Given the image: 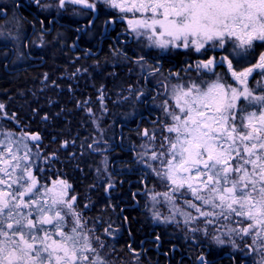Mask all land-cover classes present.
Listing matches in <instances>:
<instances>
[{
	"label": "snow or ice",
	"instance_id": "obj_1",
	"mask_svg": "<svg viewBox=\"0 0 264 264\" xmlns=\"http://www.w3.org/2000/svg\"><path fill=\"white\" fill-rule=\"evenodd\" d=\"M34 3L42 10L54 8L58 13L66 11L69 5L78 6L73 12L83 16L89 10L95 13L102 3L121 14L119 19L126 20V31L145 47L163 52L183 48L201 55L217 49L224 53L219 59L212 55L197 60L195 80H185L179 72L164 76L159 61L152 65L144 56L134 61L141 72L161 77L157 83L162 84L166 99L160 106L169 121L163 124L167 135L163 136L159 150L154 147V132L150 135L145 129L141 133L149 143L141 145L144 151L138 156L161 182L167 181L169 185L168 191L150 197L152 207L148 210L154 221L162 223L179 225L181 221L176 217L181 216L184 226L193 233L202 231L208 236L212 226L219 233L211 237L217 245L227 242L237 248V240L250 238L251 244L245 242V248L259 257L255 264H264V51L259 52L255 63L249 60L257 48H264V0ZM6 15L0 4V16ZM93 23L88 21L89 26ZM20 27L19 18L13 14L0 24V37L18 40ZM114 53L128 59L127 53ZM245 63L247 66L237 67ZM222 65L227 66L234 83L224 73L215 71ZM192 69L189 64L185 72ZM256 75L261 79L256 81L255 88L250 87V78ZM172 77L177 82L173 83ZM44 79L47 81V74ZM142 95L141 92L137 99ZM98 98L103 101V93ZM82 104L87 106L88 101ZM85 110L93 115L90 107ZM32 111L38 114V109ZM4 119L19 125L16 113L9 116L0 103V120ZM41 119L47 121L48 114ZM41 142L39 133H29L23 127L17 132L0 124V264H125L109 259L116 249L97 234V225H106L103 236L114 237L118 229L113 228L111 221L97 217L89 227L88 219L78 210V197L70 195L71 184L63 179L54 181L52 187L40 183L33 169L40 158ZM68 143L62 142L61 147L67 148ZM93 144L88 148L95 151ZM55 158L56 153H52L44 161ZM101 163L107 171V158ZM100 171L98 168V175ZM112 187L109 177L106 191ZM189 193L192 199H185L184 205L198 215L176 204L178 197ZM157 196H163L164 203L170 206L169 215L156 207L160 203ZM88 207L90 204L84 205L85 209ZM201 218L203 228L191 226ZM159 239L157 236L156 240ZM128 250L132 264H140L141 253L131 245ZM196 264H208L203 254L196 257Z\"/></svg>",
	"mask_w": 264,
	"mask_h": 264
},
{
	"label": "trees",
	"instance_id": "obj_2",
	"mask_svg": "<svg viewBox=\"0 0 264 264\" xmlns=\"http://www.w3.org/2000/svg\"><path fill=\"white\" fill-rule=\"evenodd\" d=\"M26 9L31 13L19 8L25 17L21 20L28 27L32 23L36 30L32 37L40 39L35 51L32 50V60L25 57V62L14 73L6 72L5 61L0 57V101L9 116L16 113L18 126L41 135L40 160L56 153L57 160L50 162V168L58 165L61 179L72 185L78 197V210L88 219L89 227L94 218L102 217L118 229L112 241L103 236L106 225H97V234L116 249L109 259L132 264V253L128 250L131 245L141 253L140 264H196V257L201 254L208 264H255L256 255L244 256L247 250L238 251L243 245L239 244L234 252L225 248L218 251L204 238V232L193 233L181 225L157 224L148 210L151 204L148 193L166 188L164 182L162 187L153 177L145 180L146 186H142L146 167L138 161L136 154L140 149L136 143L142 139L141 131L153 129L145 119L152 120L154 114L161 118V111L145 104V97L152 99L154 92L145 84L149 81V76L144 77L147 72H141L134 61L144 56L153 65L152 60L160 58L163 74L171 68L170 72L187 77L195 72H185V69L200 56L177 51L156 58L154 52L145 51L134 42L125 45L129 37L118 23L116 32L102 37V22L108 16L114 17L99 5L93 16L89 12L84 21L60 15L62 12L54 8L48 14L32 6ZM52 17L60 24L52 21V31L44 34L40 31V22H44L47 30ZM91 18L94 23L90 31L86 24ZM81 23L85 24L84 28L79 25ZM78 31L81 32L79 36ZM114 50L127 53L128 59L115 54ZM86 52L89 54L85 55ZM213 54L218 55L219 51ZM141 92L143 95L137 99ZM101 93L103 101L98 98ZM85 100L87 106L82 104ZM78 102H81L80 107ZM85 107H90L93 115H89ZM32 109H38V114ZM45 113L49 117L47 121L41 119ZM9 122L7 126L14 129L17 124ZM162 133H156L159 142ZM64 141L69 142L67 148L61 147ZM89 144L96 150L89 149ZM105 157L107 171L101 163ZM35 170L38 176L39 167ZM53 172L54 169L52 175ZM109 177L114 187L106 191ZM85 204L90 207L85 209Z\"/></svg>",
	"mask_w": 264,
	"mask_h": 264
},
{
	"label": "rangeland",
	"instance_id": "obj_3",
	"mask_svg": "<svg viewBox=\"0 0 264 264\" xmlns=\"http://www.w3.org/2000/svg\"><path fill=\"white\" fill-rule=\"evenodd\" d=\"M48 2H54V0H42V3H48ZM0 4H6L7 6L10 4V6L8 7V10H9V13H8V15H6V18L5 19H3V23H1V24H4L5 23V20L7 19V18H9V17H12L13 16V14H15V16L17 17V18H19V20H20V23H21V27H20V30H19V39L18 40H15V41H12V40H10V39H4L3 37H0V42H4V43H7L8 45H11L12 47H13V50H14V52H15V59H14V63L15 64H13L12 66H16L17 64H22V63H24L25 61V57H26V52L24 51V46L26 45V39H27V36H28V34L30 33V29H29V27L28 26H26L25 24H24V22H23V20H21V17L19 16V8L21 7V6H24V7H29V6H32V7H34L35 9H37L39 12H40V10H42L41 8H39L35 3H34V0H0ZM99 6H102V8L104 9V11L105 12H109V13H111L112 14V16L114 17V19H115V22L116 23H118V24H120V25H122L123 27H124V29L126 30L127 29V23H126V20H121V19H119V16L121 15L117 10H114V9H111V8H108L107 6H105L104 4H99ZM74 7H77L78 8V6H71V5H69L68 6V8H67V10L66 11H62V13L60 14V15H62V14H64V15H69L70 17V19H78L79 21H84V20H86V18H87V15L86 16H83V15H78V14H74V12H73V8ZM5 12H7L6 10H5ZM42 12H43V14H48V13H51V9L50 10H42ZM7 14V13H6ZM59 15V16H60ZM129 17L131 16V14H127ZM137 15H139V14H137ZM73 17V18H72ZM54 19V20H53ZM77 20V21H78ZM90 20H92V18L90 19ZM57 22L58 23V21L54 18V17H52V19L49 21V26H51V22ZM8 27H12V25H8ZM86 27L87 28H89L90 26L88 25V23L86 24ZM90 29V28H89ZM43 30H45V31H48V30H46L45 28H43ZM90 31H91V29H90ZM13 32L15 33V28H13ZM44 34H46V33H44ZM125 34L126 35H128V37H129V41L130 42H134V44L137 46V47H141L143 50H145V51H151V52H154V54L156 55V58L157 57H161L162 55H171V54H174L175 52H177V51H180V52H186V53H188V52H190V55H199L200 57H204V55H214L213 53V51L212 50H209L207 53H205V54H203V55H201V54H198V53H195L194 51H188V50H185V49H183V48H180V49H173V50H170V51H167V52H163V51H160V50H158V49H155V48H148V47H145L143 44H140V43H137V40H136V38L134 37V35H130L127 31H125ZM34 39V38H33ZM31 39V42L28 44V46H29V48H30V50L32 49H35L36 48V45H37V40H39L40 38L39 37H37V39ZM215 51H219V54H224L223 52L221 53V51L219 50V49H217V50H215ZM260 51H264V48H257L256 49V51H255V54H254V56H252V57H250L249 58V60L250 61H252V60H254L255 58H257L258 57V55H259V52ZM155 58V57H154ZM158 59H160V58H158ZM158 59H157V61H158ZM152 61H154V64L153 65H156L157 64V61H156V59H153ZM160 61V60H159ZM245 65H247L246 63L245 64H241V65H237L238 67H245ZM159 66H160V62H159ZM216 71V70H215ZM169 72L170 71H166L165 73H164V76H168V74H169ZM216 72H218V73H223L222 71L220 72V71H216ZM224 74L226 75H228L227 77H226V79L229 81V82H231V83H234L232 80H231V76H230V74L229 73H227V70H226V72H224ZM144 77H148V74L146 73V75H144ZM182 77V76H181ZM183 78L185 79V80H195V79H198V77H197V73L195 72L194 73V75L192 76V74H191V76H185V75H183ZM205 78H208V77H205ZM212 79H214V77H211ZM158 79H161V77H159V76H149V81H147V82H145V84L147 85V86H149V89H152V91L154 92V96L152 97V99H149L148 97H145V104H147L149 107H151L152 105H153V107H155L156 108V110L158 111V112H160L161 111V118L158 116L157 117V114H154V117H153V119L152 120H150V126L151 127H153V129L152 130H148L149 131V134L151 135L153 132L155 133V136H156V140H155V142H154V147L157 149V150H159V146H160V144L163 142V137H162V141H160L159 142V138H158V136L156 135V133L157 132H163V124L164 123H166V122H169L166 118H165V116H164V114H163V111H162V107L160 106L161 105V103H162V101L164 100V99H166V97L163 95V93H164V88H163V86H162V84H158L157 83V81H158ZM261 78H260V76L258 75L257 77H255L254 79H251L250 78V87H253V88H255L256 87V81L257 80H260ZM171 80H172V82L173 83H175V82H177V78L176 77H172L171 78ZM261 83L262 84H264V81H261ZM0 124H3L5 127L7 126V119H4V120H0ZM16 130V129H15ZM145 130V129H144ZM143 130V131H144ZM143 131H141V133L143 132ZM163 134V136L164 135H167V133H162ZM141 138L142 139H139V141L136 143V144H138V146H139V151H138V153H142L143 151H144V149L141 147V145L142 144H146V143H149V141L147 140V138H145V137H143V136H141ZM143 150V151H142ZM138 153L136 154L137 155V157H138V161H139V163H140V165H142L143 167H146L145 166V163L144 162H142L141 161V159H140V157L138 156ZM147 159V157H145V160ZM43 160V161H42ZM41 161H40V163L39 164H41V163H44V164H46V162L44 161V158L42 159ZM155 163V162H154ZM145 176H146V179L145 180H149L150 179V177L152 178L153 177V179L155 180V182H157L158 184H161V186L163 185V182H161V180L153 173V171L150 169V168H147L146 167V173H145ZM150 182H151V180H150ZM149 182V183H150ZM165 183V190L162 188H160V186L157 184L156 186H158V188H160L161 190H156V192H152V193H148V195H147V197H148V201H150V208L152 207V201H151V199H150V197L153 195V194H156V193H164V192H166V191H168L169 190V185H168V183H167V181H165L164 182ZM143 184H144V186H146L145 184H146V182L144 181L143 182ZM147 184H148V182H147ZM49 187H52L53 186V182L50 184V185H48ZM71 195V194H70ZM157 199L160 201V203L159 204H157L156 205V207L165 215V216H167V215H169V205H167V204H165L164 203V198H163V196H157ZM185 199H192V196H191V194L189 193L186 197H178L177 198V200H176V204L179 206V207H183V208H185V210L186 211H190V212H192V214L193 215H198L196 212H195V210H193V209H187L186 208V206L184 205V200ZM197 203H199V202H197ZM148 205V204H147ZM148 208H149V206H148ZM151 213V212H150ZM151 217H152V214H151ZM176 219L177 220H179V221H181V223L179 224V225H181V226H183V227H185L184 226V224H183V218L181 217V216H177L176 217ZM155 223H159L160 225L161 224H164V225H168V224H171V225H173V226H179V225H177L176 223H162V222H160V221H154ZM199 225H200V227H204V224H203V218H201V220H200V222L198 223ZM198 224H193V225H191L192 227H194V226H197ZM186 228V227H185ZM119 231H116V233H115V236L114 237H107V238H109L110 240H114L115 239V237H116V234L118 233ZM219 233H217L213 228H212V226H209V235L208 236H206L205 234H204V238H206V240H208L210 243H211V245L214 247V248H216V250H218V251H220L221 249H223V248H225V249H228V251L229 252H231V251H233L234 252V250L235 249H237V248H233L232 247V245H231V243H225V244H223V245H217L216 243H214L213 242V240H212V236L213 235H218ZM222 238L223 239H225V241H227L228 240V238L226 237V236H222ZM245 242L246 243H248V244H251V239L250 238H246V241H240V240H237L236 241V243H237V245L239 246V244H241V245H243V248L242 249H239L238 251H240V252H243L244 250H247V253H245L244 254V256L245 255H250V254H254V255H256L255 253H249V251H248V249L247 248H245ZM258 257V256H257ZM258 259H259V257H258Z\"/></svg>",
	"mask_w": 264,
	"mask_h": 264
},
{
	"label": "flooded vegetation",
	"instance_id": "obj_4",
	"mask_svg": "<svg viewBox=\"0 0 264 264\" xmlns=\"http://www.w3.org/2000/svg\"><path fill=\"white\" fill-rule=\"evenodd\" d=\"M3 5V4H2ZM4 6V9L7 11L6 13H7V15H8V13H9V10H8V7L10 6V4L7 6L6 4H4L3 5ZM21 9H23V11L24 12H26V13H31V11L30 10H28V9H26V7H24V6H21L20 7ZM19 12V16L20 17H22L23 19L25 18L24 17V15L23 14H21V12H20V10L18 11ZM89 12H90V14L93 16V14L94 13H92L91 12V10H89ZM6 18V16H0V24L1 23H3L4 21H3V19H5ZM107 18H110L109 16L107 17ZM106 18V19H107ZM52 19V18H51ZM105 19V20H106ZM25 20V19H24ZM54 20V19H53ZM90 20V19H89ZM115 21V20H114ZM57 23V22H56ZM104 23H105V21H103L102 22V25H101V27H102V29H101V36L103 37H108L109 35H110V33L113 31V32H116V30H118V28H117V26H116V22H114V27H112V28H110L109 27V25L108 24H105L104 25ZM57 24H60L59 22L57 23ZM30 26H29V29L31 30L30 31V33L28 34V36H27V39H26V45L24 46V51L26 52L25 54H26V57L28 58V59H31L32 60V58L30 57L31 55H33V51H32V49L30 50V48H29V46H28V44L31 42V39H33V37H32V35L36 32V30H35V27L33 26V24L32 23H30L29 24ZM80 26H83L82 28H84V26H85V24H79ZM48 26H49V24H48ZM43 28H45L44 27V22L41 20V22H40V31H42L43 33H49L50 31H52V29H51V26H49V29H47L48 31H45V30H43ZM89 30V29H88ZM77 36H79V35H81V32L80 31H78L77 33ZM130 41L128 40V42H124V44L126 45V44H128ZM123 44V45H124ZM34 50V49H33ZM32 51V52H31ZM35 51V50H34ZM221 54H218V55H215L216 56V58L217 59H219V56H220ZM210 55H204V57H199V58H196L195 60H193V62L191 63V65L193 66V69H192V73H194V72H196L195 71V63H196V61L197 60H200V59H207L208 57H209ZM212 56V55H211ZM0 57H1V59L2 60H4L5 62H4V64H5V67H4V69L6 70V72L7 73H14L15 71H17V70H19V68L21 67V65L23 64H17L16 66H12L13 64H15L14 63V59H15V52H14V50H13V47L11 46V45H8L7 43H4V42H0ZM256 59V58H255ZM255 59L254 60H252V61H250L251 63H255ZM245 66H247V65H245ZM160 67L161 68H163L162 67V63L160 64ZM238 67V66H237ZM241 68V67H240ZM171 70V68L170 69H168L167 71H170ZM215 70L217 71H222L223 73L224 72H226V70H227V66L226 65H222V66H219V67H216L215 68ZM228 75L226 74V77H227ZM258 75H256L255 77H257ZM149 99H151V98H149ZM0 103H2L1 101H0ZM146 120V122H149V123H151L150 122V119H145ZM10 120H8L7 119V124L8 123H10L9 122ZM22 127V126H21ZM20 126H18V125H16L15 127H13L14 129H16V131L17 132H19L20 131V128H21ZM6 128H9L8 126H6ZM23 128H25V126L23 127ZM42 143V142H41ZM41 143H40V145H41ZM41 153V152H40ZM48 156H50V155H48ZM41 160H42V158H41ZM40 159H38L37 160V166L39 167V172H38V178H39V181H40V183L42 184V185H50L52 182H54V181H56V180H58V179H61V172H60V169H59V166L57 165L56 167L55 166H53V168L52 169H54V172H53V175H52V169L50 168L51 167V161L50 162H47L46 164H44V163H41V164H39L40 163V161H41ZM54 160H57V158H55ZM53 160V161H54ZM43 161V160H42ZM58 167V168H57ZM36 169V167L33 169V171H34V173H35V170ZM41 169H43V171H41ZM47 172V173H46ZM144 176V181H145V179H146V176L145 175H143ZM143 181V182H144ZM143 182H142V186L144 187V184H143ZM70 194L71 195H76L77 196V193L73 190V187H72V191L70 192ZM77 205H78V200H77ZM106 237H109V236H106Z\"/></svg>",
	"mask_w": 264,
	"mask_h": 264
},
{
	"label": "water",
	"instance_id": "obj_5",
	"mask_svg": "<svg viewBox=\"0 0 264 264\" xmlns=\"http://www.w3.org/2000/svg\"><path fill=\"white\" fill-rule=\"evenodd\" d=\"M108 20H113V21H114V19L110 17V18H107V19L105 20V22L108 21ZM105 24H106V23H104V25H105ZM108 25H109L110 28L114 27V23H111V24H108Z\"/></svg>",
	"mask_w": 264,
	"mask_h": 264
}]
</instances>
